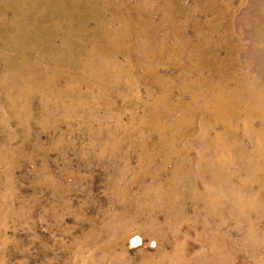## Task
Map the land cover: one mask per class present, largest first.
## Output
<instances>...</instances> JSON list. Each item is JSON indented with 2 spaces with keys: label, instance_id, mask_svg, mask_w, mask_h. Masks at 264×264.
<instances>
[{
  "label": "rangeland",
  "instance_id": "obj_1",
  "mask_svg": "<svg viewBox=\"0 0 264 264\" xmlns=\"http://www.w3.org/2000/svg\"><path fill=\"white\" fill-rule=\"evenodd\" d=\"M0 264H264V0H0Z\"/></svg>",
  "mask_w": 264,
  "mask_h": 264
},
{
  "label": "bare ground",
  "instance_id": "obj_2",
  "mask_svg": "<svg viewBox=\"0 0 264 264\" xmlns=\"http://www.w3.org/2000/svg\"><path fill=\"white\" fill-rule=\"evenodd\" d=\"M138 242H139L138 238H135V239L131 242V247L136 246V245L138 244ZM139 244H140V242H139Z\"/></svg>",
  "mask_w": 264,
  "mask_h": 264
}]
</instances>
